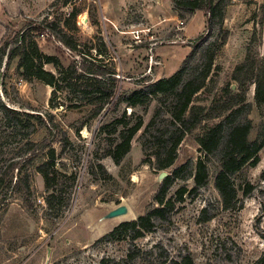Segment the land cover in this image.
<instances>
[{"label":"rangeland","instance_id":"1","mask_svg":"<svg viewBox=\"0 0 264 264\" xmlns=\"http://www.w3.org/2000/svg\"><path fill=\"white\" fill-rule=\"evenodd\" d=\"M64 1L0 0V46L11 41L17 32L42 24L45 28L34 31L40 48L57 56L67 66L80 57L53 35L52 28H56L81 44L93 47L95 56L114 64L115 99L145 87L157 69L165 70L157 55L158 47L165 45L163 51L168 59L167 69H170L181 64L187 47L191 46L192 50L200 36L210 30L207 23L196 38L184 40V28L178 31L176 24L182 19L186 24L188 14L169 28L170 37L169 33L156 29L155 24H147L134 5L127 8L122 24L115 26L108 22L105 16L108 11L103 12L101 0H69L67 4ZM102 1L108 7V0ZM124 2L113 0L116 12L121 11ZM230 2L223 25L215 23L211 27L208 41L189 64L191 72L202 65L210 52H215L212 81L197 95L194 104L209 105L235 66L244 61L254 27L257 39L261 38L264 0ZM73 10L79 11L76 22L69 17ZM157 13H173L171 0H162ZM133 22L144 27L139 43L135 42V34L122 32ZM202 22V17L195 15L187 24V35L198 33ZM222 27L230 31V36L227 44L217 49ZM180 38L183 40L177 41ZM259 43L251 47L256 55L264 58ZM17 61L4 69L0 78V176L9 166L13 168L0 187V264H108V257L117 260L126 257L133 245L131 241L101 238L120 223L136 219L156 206L153 198L164 170L143 163L146 157L143 133L160 102L154 99L147 107L135 109L144 116V127L133 138L131 151L116 164L107 153L119 137L108 133L107 126L125 110L129 114L131 108L125 104L117 107L110 104L95 118L96 104L82 93L63 89L52 100L53 88L40 80L24 79L17 69ZM46 69L57 74L52 64H47ZM110 88L108 81V91ZM254 94L255 85H249L247 100L252 104L249 116L254 126L249 135L251 140L256 138L257 127L264 120V108L257 105ZM4 106L17 110V114L6 112ZM104 125L105 130H100ZM197 131L185 136L177 160L166 169L168 173L204 155L195 140ZM66 135L71 140L69 145L64 142ZM29 140L37 144L33 151L27 145ZM51 146L56 148L59 188L53 207L47 202L52 190L46 189L44 178L37 171L48 159L47 151ZM30 155L34 158L27 165L25 160ZM212 158L209 183L198 193L188 194L167 219L157 220V228L136 240L137 245L148 248L162 243L173 252L188 249L195 264H253L260 257L264 251V147L260 151V162L235 176L237 185L250 182L254 189L246 197L240 192L241 202L232 210L223 209L215 189L214 178L220 165L217 156ZM73 172L77 174L75 184L70 177ZM11 178L13 182L9 186ZM183 186L193 188V176L178 179L168 197ZM121 204L128 206V214L103 218ZM208 215L213 217L205 221Z\"/></svg>","mask_w":264,"mask_h":264},{"label":"trees","instance_id":"2","mask_svg":"<svg viewBox=\"0 0 264 264\" xmlns=\"http://www.w3.org/2000/svg\"><path fill=\"white\" fill-rule=\"evenodd\" d=\"M230 1L172 0L180 18H184V14L190 15L197 10H203L207 16V23L210 24L209 32L200 36L198 44L192 48L175 73L151 81L143 88L119 95L117 99H115L117 80L114 64H108V59L95 56L93 47L81 44L73 36L61 33L56 28H52L53 35L80 57V59L75 58L67 66L57 56L47 54L40 48L34 31H38L41 27L45 28L42 24L39 27L17 32L11 41H6L0 46V78L3 76V70L9 68L17 59V69L24 79L40 80L53 88L52 100L63 89L82 93L89 101L96 104L95 118L99 117L110 104L114 107L125 104L131 108L129 114L125 110L121 117L107 126L108 133L117 134L119 137V141L107 153L116 164H119L131 151L133 138L144 127V116L137 114L135 109L139 106L147 107L154 99H158L160 106L144 127L143 149L146 157L143 163L149 164L156 170L172 167L178 158L179 147L185 136L198 129L195 132V140L204 155L196 162L188 160L163 178L153 198L156 206L147 209L136 219L120 223L101 238V240L128 239L133 243L126 257L119 260L108 257V264H195L193 255L188 249L173 252L162 243L144 248L135 241L153 232L157 228V220L167 219L176 205L183 202L188 194L198 193L209 183V164L214 159L213 156H217L220 165L215 174L214 186L223 209L238 208L241 202L239 193L242 192L243 197H246L254 189L250 182L237 185L235 176L247 167L256 166L260 162V151L264 147V120L257 127L256 138L254 140L249 138L254 127L249 116L252 104L247 100L249 85H255V101L260 108H264V58L256 55L251 47L257 41L260 45L262 43V34L261 38L257 39L256 27L252 32L244 61L235 66L230 78L216 92L209 105L193 103L197 95L212 81L215 52H210L202 65L191 72L189 64L199 48L208 41L211 27L215 23L223 25ZM68 2L69 0L64 1L65 4ZM78 14L79 11L73 10L69 17L76 22ZM263 23L264 20L261 21V30ZM220 34V44L217 49L227 44L230 31L222 27ZM47 64L54 65L57 74L46 69ZM108 81L111 86L109 91ZM89 97H94L95 100ZM4 108L6 112L17 114V110L13 108L6 106ZM105 128L104 125L100 130ZM64 142L65 145L71 144L67 135ZM27 145L31 146V151L37 146L31 140ZM33 158L34 156H28L25 163L29 165ZM47 158L37 167V171L42 174L46 189L52 190L47 202L53 207L59 191L56 182L58 170L55 147L51 146L48 149ZM12 169L9 166L6 173L0 176V187L5 184L6 177ZM188 175L194 178L193 188L180 187L174 196L168 197L174 183ZM70 177L75 184L77 174L73 172ZM12 182L11 178L8 185L11 186ZM26 188L28 189L29 185ZM212 217L208 215L204 220L208 221ZM253 264H264V251Z\"/></svg>","mask_w":264,"mask_h":264},{"label":"crops","instance_id":"3","mask_svg":"<svg viewBox=\"0 0 264 264\" xmlns=\"http://www.w3.org/2000/svg\"><path fill=\"white\" fill-rule=\"evenodd\" d=\"M161 2H162V0H125L121 11L118 13V12H116V7H114L113 0H108V7L105 6L103 4V1L101 0L102 10L104 13H106L108 11V15H105V16L108 19V22L112 23L113 25H115V26L120 25V23L123 22V20L125 19V16L127 15V10H128L127 8L134 5L135 8H137L139 11L142 12V15H143L144 19L146 20L147 24H150V23L155 24L156 29H158L159 31H162V33H169V35L171 37V34L169 32V28H171V26L175 25L178 19H182V18H180L178 11L174 8V4H173L172 0H171V2H172L173 13H169V14H165V15L157 13V10L159 8V5H161ZM195 15H200L202 17V21H203L202 27H201L200 31H198V33H196L193 36H189L186 33L187 32V24L191 21V19ZM206 17L207 16L203 10H197L196 12L189 15L188 21L185 24L184 30H183L184 40L194 39L200 33H202L204 31L206 24H207V18ZM179 21L180 20H178V23H179ZM131 26L135 27V28L132 29ZM125 28L123 29L122 32L133 33V31L139 30L142 33L144 27L142 28V26H140V23L133 22V23H129V29H125ZM180 30L181 29H178V31H180ZM181 40H183V39L180 38L177 41H181ZM175 43H177V42H175ZM163 47H165V45L158 47L157 55L160 56L162 63H164V65L166 67H165V70L157 69L153 75L152 81H156V80H159L161 78L168 77V76H170L169 74L171 72L175 73L178 70V67L180 69L185 58L191 52V46H188L187 51H186L187 52L186 57L183 59L182 63L177 65V66L171 67L170 69H167L169 67L168 62H167L168 59H167L165 52L163 51ZM260 49L262 50L261 55L264 56V23H263V27H262V43L260 45ZM158 63H161V62L158 61ZM167 70H169V71H167Z\"/></svg>","mask_w":264,"mask_h":264},{"label":"water","instance_id":"4","mask_svg":"<svg viewBox=\"0 0 264 264\" xmlns=\"http://www.w3.org/2000/svg\"><path fill=\"white\" fill-rule=\"evenodd\" d=\"M208 28L210 29V24L208 22ZM233 87H235V85H233ZM169 173L164 170L161 174L162 180L164 177H166ZM129 213V208L126 204H121L119 206H117L116 208L110 210L107 214L104 215V219H108V218H115V217H119V216H124L126 214Z\"/></svg>","mask_w":264,"mask_h":264},{"label":"built area","instance_id":"5","mask_svg":"<svg viewBox=\"0 0 264 264\" xmlns=\"http://www.w3.org/2000/svg\"><path fill=\"white\" fill-rule=\"evenodd\" d=\"M184 26H185V21L182 19V20L179 21V23L177 24L176 27H177V29H181L182 30L184 28ZM140 33H141V31H139V30L133 31V34H135L134 35V39H135L136 43H139V42L142 41Z\"/></svg>","mask_w":264,"mask_h":264}]
</instances>
